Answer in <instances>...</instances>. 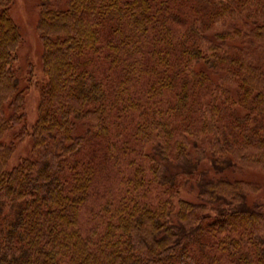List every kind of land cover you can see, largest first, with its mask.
Instances as JSON below:
<instances>
[{
    "label": "trees",
    "instance_id": "16d2710c",
    "mask_svg": "<svg viewBox=\"0 0 264 264\" xmlns=\"http://www.w3.org/2000/svg\"><path fill=\"white\" fill-rule=\"evenodd\" d=\"M0 0V264H264V0H39L33 153ZM185 195L187 197H185Z\"/></svg>",
    "mask_w": 264,
    "mask_h": 264
},
{
    "label": "rangeland",
    "instance_id": "374dc122",
    "mask_svg": "<svg viewBox=\"0 0 264 264\" xmlns=\"http://www.w3.org/2000/svg\"><path fill=\"white\" fill-rule=\"evenodd\" d=\"M38 4L39 0H14L10 9V16L22 37L15 67L18 68L21 87L24 88L26 105L24 123L27 130L25 134H20L22 123V126L20 124L13 128L3 139L6 144L11 143L14 146L10 165L34 155V139L31 132L37 117L40 89L46 81L42 67L43 49L37 31L40 19ZM239 177L255 187L256 191L250 194V199L264 203V173L260 170H244Z\"/></svg>",
    "mask_w": 264,
    "mask_h": 264
}]
</instances>
